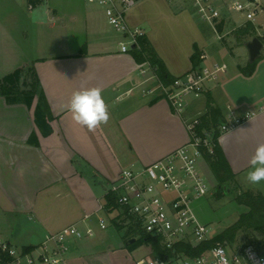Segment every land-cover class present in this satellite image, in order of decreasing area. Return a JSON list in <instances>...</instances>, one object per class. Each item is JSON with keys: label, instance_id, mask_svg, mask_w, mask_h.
<instances>
[{"label": "crops", "instance_id": "crops-1", "mask_svg": "<svg viewBox=\"0 0 264 264\" xmlns=\"http://www.w3.org/2000/svg\"><path fill=\"white\" fill-rule=\"evenodd\" d=\"M185 4L186 0H138L127 12L128 24L143 31L176 77L192 69L195 48L206 55L203 63H226L206 62V40L187 12L193 6L186 11ZM178 29L188 33L181 52L174 48ZM122 39L96 2L42 0L30 8L28 0H0V78L20 67H34L53 116V132L44 136L34 117L37 97L29 108L9 104L0 95V236L5 241L18 239L17 225L24 226L25 248L76 224L92 227L95 235L71 238L67 264H136L141 257L127 248L126 231L120 235L117 230L122 229L112 222L117 230H108V224L100 227L101 218H111L103 207L106 194L123 168L148 165L188 143L190 135L183 116L164 97L145 93L156 84L147 81L150 67L137 61L134 48L121 52ZM83 46L86 52L79 55ZM249 62L229 68L201 96L191 98L186 114L206 111L208 95L225 118L231 111L237 117L255 112L223 133L219 146L240 186L264 195V182L254 185L246 180L250 158L264 143V47L248 76L239 66ZM91 87L102 89L110 113L109 122L92 131L78 125L68 110L72 94ZM32 133L38 145L29 143Z\"/></svg>", "mask_w": 264, "mask_h": 264}, {"label": "built area", "instance_id": "built-area-1", "mask_svg": "<svg viewBox=\"0 0 264 264\" xmlns=\"http://www.w3.org/2000/svg\"><path fill=\"white\" fill-rule=\"evenodd\" d=\"M34 1L28 0L30 8L35 6ZM88 1L102 6L108 23L115 31L123 34V39L119 41L121 52H128L133 49V45L137 46L143 31L128 24L127 12L138 0ZM192 3L195 12L216 28L221 14L214 8L211 0H192ZM249 4L243 5L235 0L234 8L247 11L246 16L252 21L257 8L250 9ZM205 57L202 54V58ZM146 63L151 71L147 81L154 80L156 84L145 89V93L164 97L171 109L183 116L190 140L148 165L123 168L118 180L108 190L118 202V207L111 211V214L116 213L110 219L112 223L116 220L122 230H131L138 237L145 233L159 238L168 249H173L181 241L196 246L214 237L211 229L199 222L191 207L195 198L203 197L213 189L212 182L207 178L204 155L205 152H214V140L213 132H200L198 129L200 117L204 113L188 116L186 108L191 98L201 96L212 83L228 72L229 67L226 63L207 64L202 61L197 67L166 85L158 78L150 63ZM254 115L255 112L248 111L243 117H237L231 111L226 121L219 126L221 135ZM110 219L101 218L100 227L106 228L107 220ZM94 235L92 227L81 229L72 224L47 235L42 243L28 250L17 249L12 243L0 240V264H67L66 255L70 250L71 238L82 239ZM137 236L132 238L137 239ZM216 250H220L219 256L216 255ZM136 264H264V248L254 243L233 245L227 240L216 241L199 255L187 256L180 252L167 258L147 255L139 258Z\"/></svg>", "mask_w": 264, "mask_h": 264}, {"label": "trees", "instance_id": "trees-1", "mask_svg": "<svg viewBox=\"0 0 264 264\" xmlns=\"http://www.w3.org/2000/svg\"><path fill=\"white\" fill-rule=\"evenodd\" d=\"M40 1L42 0H35L34 4L36 5ZM225 24L226 21L224 19L216 23L218 33L221 34L223 32ZM233 34L235 35L237 41L242 44L248 41L247 38H253L256 36L263 38L258 35L255 24L250 20L234 29ZM85 52L86 47L83 46L79 55L84 54ZM133 53L138 62H149L158 78L164 84L169 85L177 78L168 71L163 59L145 37L140 36L138 38V44L133 49ZM202 54L203 52L201 50L195 48V51L191 56L193 64L192 69L197 67L202 62ZM258 59L250 61L244 67L239 66V69L245 75H251L256 69ZM0 95L4 96L9 104L23 103L29 108L33 106L35 98L37 97L38 101L34 109L35 122L44 136H48L53 132V127L51 125L53 116L34 67H20L0 78ZM213 102V99L208 95L207 108L204 114L200 117V123L198 125L200 132L203 130L213 132L214 152H205V160L220 184L234 183L237 187L242 188L237 181L236 174L231 169L227 158L219 146V138L221 136L219 126L226 121V118L224 117L221 109ZM29 143L34 145L39 144V138L35 133L30 135ZM236 199L239 203L247 205L249 210L242 213L230 227L218 233L212 239L202 242L196 246H193L189 242L181 241L176 243L173 249H168L162 244V241L159 238L148 236L145 233H142L141 236L138 237L131 230L126 232L124 241L130 251H134L140 245L147 244L150 248V254L152 256L167 258L171 257L175 252L184 253L187 256L202 254L204 251L212 247L216 241L227 240L230 243H234L238 234L244 231H255L264 236V195L259 191H253L251 189L245 190L243 188V191L236 196ZM117 207L118 202L114 194L108 192L106 194L104 209L111 212ZM113 223L118 229H122V226L117 224L116 220H113ZM133 236H137V239L134 242H130L129 239ZM252 243L264 248V238L258 243ZM31 247L33 246H27L25 249L28 250Z\"/></svg>", "mask_w": 264, "mask_h": 264}, {"label": "rangeland", "instance_id": "rangeland-1", "mask_svg": "<svg viewBox=\"0 0 264 264\" xmlns=\"http://www.w3.org/2000/svg\"><path fill=\"white\" fill-rule=\"evenodd\" d=\"M187 4L184 6V10H189L192 5V0H186ZM235 0H211L212 5L215 9L221 14V17L217 19L221 21L223 18L226 21L223 32L220 34L213 29V26L204 21L196 12L193 10L192 12L187 11L195 21V26L201 36V38L206 40V50L208 53L209 61H222L226 62L230 69L236 68L237 64L245 63L249 60V53L246 46H242V43H239L233 34V30L236 29L239 25L245 24L248 22V18L246 16L247 11H239L234 8ZM243 5L249 4L250 9L257 8V14L255 15L252 22L255 24L257 28L258 35L264 36V0H239ZM179 9L175 8L174 10ZM177 29L176 27L174 28ZM182 29V28H181ZM178 29V33L176 36L175 46L174 47L177 52H181L184 50L185 41L188 37V33L183 30ZM116 32V31H115ZM220 35V37H219ZM250 41L252 38H247ZM164 46L170 45L167 41H162ZM177 42V43H176ZM181 43V44H179ZM184 43V44H183ZM171 49L170 46L167 47ZM231 49L235 50V53L231 52ZM203 100V97H202ZM200 112L204 113L205 110H200ZM205 170L207 174V178L213 184V192L211 191L207 195L199 198H195L191 204V207L196 214L198 220L207 225L212 234L215 236L218 233L224 231L228 227H230L238 217L249 210V207L245 204L239 203L236 199V196L243 191V188L237 187L234 183H222L215 178L213 174H211V169L208 164H205ZM116 212L110 214V217L114 216ZM108 230L114 231L116 228L111 221L107 220ZM24 226L17 225L15 228V235L18 236L12 240V245H14L17 249H20L22 244L25 243L23 229ZM117 230V229H115ZM11 232L9 228H6V233L9 234ZM117 233L124 234L123 230L118 231ZM264 238L258 232L255 231H244L240 232L236 237V241L231 243L233 245H241L245 243H258ZM1 240H5L4 236H0ZM135 252V256H147L150 255L148 251L150 250L147 244L140 245L137 247ZM140 257V258H141Z\"/></svg>", "mask_w": 264, "mask_h": 264}, {"label": "clouds", "instance_id": "clouds-1", "mask_svg": "<svg viewBox=\"0 0 264 264\" xmlns=\"http://www.w3.org/2000/svg\"><path fill=\"white\" fill-rule=\"evenodd\" d=\"M68 110L78 125L90 131L106 125L110 119L108 106L99 87L75 91L69 101ZM249 164L250 170L246 174L248 183L255 185L264 182V143L256 147ZM216 255H220V250H216Z\"/></svg>", "mask_w": 264, "mask_h": 264}, {"label": "water", "instance_id": "water-1", "mask_svg": "<svg viewBox=\"0 0 264 264\" xmlns=\"http://www.w3.org/2000/svg\"><path fill=\"white\" fill-rule=\"evenodd\" d=\"M136 45H133V48H135ZM246 47L249 53V59L250 61H255L257 60L263 51L264 47V36L263 38H260L258 36L253 37L250 41L246 43ZM136 238H131L130 242H134Z\"/></svg>", "mask_w": 264, "mask_h": 264}]
</instances>
